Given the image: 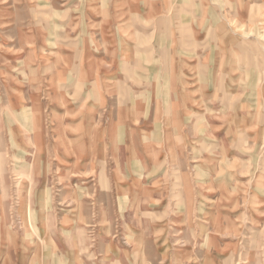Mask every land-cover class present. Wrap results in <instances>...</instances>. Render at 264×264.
I'll list each match as a JSON object with an SVG mask.
<instances>
[{
  "label": "rangeland",
  "instance_id": "obj_1",
  "mask_svg": "<svg viewBox=\"0 0 264 264\" xmlns=\"http://www.w3.org/2000/svg\"><path fill=\"white\" fill-rule=\"evenodd\" d=\"M19 1L17 8L23 10L17 24L30 26L36 22L43 28L45 41L32 44L37 45L32 53L33 64L26 59L30 48L9 49L0 45V264L3 257L8 260L9 250L18 252L16 264H136L132 253L138 236L131 231L135 235L131 240L127 234L129 227L131 230L140 227L139 214L136 215L140 206L144 207L140 216H146L147 223L143 224L149 234L147 238L155 240L153 247V242H144L149 259L145 264H177L171 262L176 252L183 257V264H201L208 247L221 264H264V0L184 3V10L195 18L200 16L201 7L213 12L208 17L211 26L202 46L203 50L208 47L210 56L222 58L217 62V78L223 80L228 93L220 89L213 93L216 99L209 97L202 105L192 103L190 109L200 110L198 114L193 110V118L201 122L206 116L207 123L193 132L187 131L195 141L191 151L201 155L189 166L191 177L111 178L118 192L130 198L135 215L129 210L126 212L129 217L106 209L109 200L115 199V194L113 198L103 196L106 178L103 186L98 176H81L74 170L73 155L66 150V137L74 133L73 118L86 114L75 115L72 111L78 62L85 66L83 60L89 49L92 54H102L105 47L101 38L106 36V24L111 26L107 36H113L107 39L114 49L112 56L120 58V10L136 3L144 10L143 2ZM158 4L159 11L166 12L163 5L170 4L176 9L181 3L166 0ZM73 14L77 17L73 18ZM197 25L186 17L182 23L176 21L170 46L184 45L186 51L193 52L189 55H199L205 32ZM161 30L166 34L168 26L162 24ZM75 34L79 39V61L72 59L73 44L70 48L60 47L62 42L65 45L72 42ZM90 38L99 41L91 44ZM0 40L8 38L0 32ZM62 51L63 67L58 70H63L67 79L58 80L56 64L62 61ZM118 67L119 64L110 66L114 76H120ZM224 73L228 75L226 78ZM129 81L134 82L131 74ZM116 82L120 83V79ZM90 100L87 98V102ZM234 106L236 121L232 124ZM241 116L245 117L243 122ZM227 130L226 145L220 147L217 143ZM39 132L48 143H63L59 155L52 151L40 158L39 151L46 148L39 149ZM200 136L207 137L209 143L201 145ZM110 163L96 160L90 172L105 165L110 169ZM85 164L80 163L76 169ZM162 187L165 202H170V208L179 206L176 210L180 213L161 222L159 215L169 211L168 206L161 210L153 199L159 198ZM80 200L84 206H89L88 201L98 206L91 207L90 227L83 224V212L87 210L75 202ZM120 202L119 199L117 204ZM100 204L105 205L103 211H111L107 214L110 218L114 217L109 223L100 218ZM185 205L192 211L191 218L186 220ZM163 239L166 254H153L155 248L163 251L160 249ZM141 249L140 245L137 252Z\"/></svg>",
  "mask_w": 264,
  "mask_h": 264
},
{
  "label": "crops",
  "instance_id": "obj_2",
  "mask_svg": "<svg viewBox=\"0 0 264 264\" xmlns=\"http://www.w3.org/2000/svg\"><path fill=\"white\" fill-rule=\"evenodd\" d=\"M133 1H142L145 8L141 10L140 5L136 3L132 6L129 5V9L122 8L120 10L121 19L118 22L121 31L119 33L120 58L112 56L114 49L109 46L110 42H107V39H112L113 36L112 34L107 36V29H111V26L106 24V36L101 38L105 47L102 54L99 55L94 52L92 54V50L89 49L86 58L84 57L83 60L85 66H80L78 62L76 71L74 68L76 75L74 74L72 95H74L76 101L74 99L75 102H72L74 106L72 111L75 115L80 112L86 114L73 118L74 133L66 137V150L73 155L74 170L81 176H98L99 179H102L103 186H105L106 178L108 183L103 190V196L106 198L107 195L113 198V194H115V199L109 200L110 203L108 202L109 205L106 209L111 208V211L120 217L130 216V213L126 212L132 211L131 202L130 198H127L128 196L124 197L123 194L118 192L115 184L112 185L111 178H142L147 175L169 178L179 176L184 179L191 177L189 166H191L192 161L199 158L197 156H200L201 159V155H196L191 151V144L195 141L187 135V131L193 132L201 125L205 127V121L207 123L206 116L201 119V122H198L197 118H193V110L197 114L200 110L190 109L192 103L202 105L209 97L216 99L217 96L213 97V93L220 89L223 90V93H228L223 80L217 78V62L222 58L217 60L210 56L208 47L203 50L202 46L203 40L208 37L211 26L208 17L210 13H213L212 11H209V9L204 11L201 7L200 16L195 18L183 8L185 2L188 1L191 4L195 0H177L181 4L176 9H174L175 7L172 8L170 4L163 5L162 9L166 12L159 11L161 5L158 4V2L166 0ZM207 1L209 3L218 0ZM250 1L254 0H248V2ZM16 2L21 1L0 0V32L8 38V41L0 40V45H4L9 49H16V47L30 48L27 51L26 59L27 62L33 64L35 56L32 53L35 52L37 45L33 46L32 44L45 41V34L43 28L36 25V22H33V25L30 26L25 23L22 24V22L17 24V18L23 9L17 8L18 3ZM239 5H244V3L239 2ZM72 17L76 18L77 16L73 14ZM183 17L204 29L205 37L201 40L199 55H189L193 52L186 51L184 45H177L175 48L170 46L176 31L175 23L178 20L182 23ZM73 23H76V21ZM184 23H187V21H184ZM162 24L168 26L166 34L161 30ZM62 38L64 39V36ZM98 41L96 38H94V41L93 38L89 39L91 44ZM72 42L67 45L64 42L61 44L58 42V45L60 44V47L65 49L66 47L70 48L73 44L74 46L71 48L72 59L73 61H79L81 54L78 47L79 39L77 41L76 34L73 36ZM166 44H169L168 47H166ZM161 49H163V53H160ZM64 55V51H62V61L60 65L58 61L56 64V78L58 80L67 79L63 70H58L63 67ZM117 64H119L120 76H114L112 68H110V66ZM130 74L134 79L133 83L129 81ZM226 76L228 75L224 73L225 78ZM119 79L120 83L116 82ZM77 85L79 86L78 89L76 88ZM211 93L212 96H210ZM87 98L91 100L87 102ZM235 115L234 106V121L232 124L236 121ZM240 118L241 122L245 120L243 116ZM219 125L221 126V124ZM240 127L243 128V126ZM227 134L228 130L224 132V135L218 141L217 144L220 147L226 145ZM44 138L41 133L38 134L39 144L41 145L39 149L46 148L43 152L39 151L40 158L44 157L45 153L52 151L59 155L63 143L60 141L56 144L53 142L48 143ZM199 142L201 145H205L209 143V140L205 136H200ZM44 143L46 147L43 145ZM96 160L107 163L112 162L110 163L112 167L107 169V165H102L103 167L100 170L98 169L92 173L90 171H92L91 168L94 167V164L92 166L91 164L92 162L95 163ZM82 162H86L85 166L76 169V166H80ZM119 182L114 181L118 184ZM160 190L162 191L158 194L159 198L153 199V201H157L160 209L164 210L169 201L166 200L165 202L166 196L165 194L162 195L165 193V187ZM124 195H127V193H124ZM147 196H150V194ZM119 199L121 202L117 204ZM75 202L80 203L82 210H87L83 212V224L90 227L93 220L91 210L98 206H95L92 201H88L89 206H84L82 200ZM178 207L176 205L174 208H170L169 204L167 208L171 211L160 214L159 220L162 222L166 219H173L174 216L180 213L176 210ZM99 209L102 212L100 218L103 222L109 223L114 218L108 216L111 211H103L105 209L104 204H100ZM143 209L144 207L140 206L136 212V215L139 214L137 217V222L140 225V227L137 226L139 229L131 230L129 227V234H127V239L131 238V240L135 236L131 234V231L138 236L137 245L132 253L136 264H145V261H149L144 242L147 241L149 244L150 241L153 242L152 247L155 244L152 237L150 240L147 238L149 234L143 224L147 223L144 218L146 216H140L144 213ZM184 209V219L191 218V207L185 205ZM132 215H135L134 211H132ZM80 221L77 220L78 223H81ZM165 240H161L160 243L162 247L160 249H163V251L155 248L153 254H156V252L166 254L167 251L162 246ZM140 245L143 250L137 252ZM12 251L9 250L8 260L3 257L1 264H16L14 261H19L18 252ZM203 253L206 259L201 264H221L215 259L209 247ZM153 254H150V256ZM179 254L178 252L174 256L169 254L172 258L174 257L171 262L176 261L177 264H183V257H179Z\"/></svg>",
  "mask_w": 264,
  "mask_h": 264
},
{
  "label": "bare ground",
  "instance_id": "obj_3",
  "mask_svg": "<svg viewBox=\"0 0 264 264\" xmlns=\"http://www.w3.org/2000/svg\"><path fill=\"white\" fill-rule=\"evenodd\" d=\"M241 29V28H240ZM27 213H28V211H27Z\"/></svg>",
  "mask_w": 264,
  "mask_h": 264
}]
</instances>
